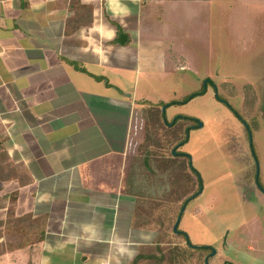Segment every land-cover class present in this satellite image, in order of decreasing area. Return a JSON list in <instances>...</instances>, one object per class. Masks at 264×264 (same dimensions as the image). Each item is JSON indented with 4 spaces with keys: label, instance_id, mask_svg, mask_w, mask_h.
<instances>
[{
    "label": "crops",
    "instance_id": "1",
    "mask_svg": "<svg viewBox=\"0 0 264 264\" xmlns=\"http://www.w3.org/2000/svg\"><path fill=\"white\" fill-rule=\"evenodd\" d=\"M221 2L0 0V243L21 235L4 232L9 214L12 225L31 214L45 226L0 264L163 256L148 246L167 240L178 210L169 195L185 157L173 148L197 128L182 104L166 105L190 95L184 81L197 72L180 39L195 36L184 24L197 4ZM247 84L258 110L252 83H233L235 97L244 107Z\"/></svg>",
    "mask_w": 264,
    "mask_h": 264
},
{
    "label": "rangeland",
    "instance_id": "2",
    "mask_svg": "<svg viewBox=\"0 0 264 264\" xmlns=\"http://www.w3.org/2000/svg\"><path fill=\"white\" fill-rule=\"evenodd\" d=\"M221 1L194 7L184 29L189 25L195 36L186 42L188 32L183 31L185 38L179 45L189 48L190 63L197 71L192 81H184L189 83L188 92L207 90L177 107L196 118L197 128L190 137L187 133L182 150L189 154L190 164L203 181L201 194L182 206L179 227L193 246H210L212 250L190 247L182 235L172 231L178 215L174 211L167 240L148 246V251L158 250L157 255L164 258L147 259L142 264H264V191L257 180L260 173L264 185V0ZM164 22L160 28L166 30L168 18ZM247 82L253 84L260 99L258 110L252 113L258 115L257 131L255 116L249 115L241 98L225 90L226 85ZM218 93L243 108L238 111L247 120H240L218 99ZM177 178L175 175L174 180ZM13 240L6 236L4 249L27 244L23 235Z\"/></svg>",
    "mask_w": 264,
    "mask_h": 264
},
{
    "label": "trees",
    "instance_id": "3",
    "mask_svg": "<svg viewBox=\"0 0 264 264\" xmlns=\"http://www.w3.org/2000/svg\"><path fill=\"white\" fill-rule=\"evenodd\" d=\"M94 78H96L97 80H103L104 77L103 76H97L94 75ZM217 88V87H216ZM226 92L230 93L231 95H236L237 94V89L235 88V86L232 84V86H228L226 85ZM206 89L202 88L190 95H188L186 98H184L183 100H175L172 101L166 105H171V104H183V103H187L189 102L191 99L202 95L204 93H206ZM244 95H245V108L246 110H249V115H254L252 114L254 111V107H255V103L257 101V97L255 94V91L253 90L252 86L247 84L244 86ZM217 97L220 101L224 102L231 110L232 112L239 117L240 120L245 121L247 119H245V117L238 111L239 109L234 106L230 100L227 97H224L222 95H220L219 93L217 94ZM255 116V120H253V127H255L254 131H257L260 128V124L259 121L256 120V118L258 119V115H254ZM179 117H184V116H179ZM177 117V118H179ZM188 120L193 121L194 123L197 122L196 118L194 117H189V116H185ZM191 126H188L186 129V133H189ZM247 128L249 130L250 133H253V130L251 129L250 126L247 125ZM187 135V134H186ZM188 137H184L183 139H181L180 141H178L176 143V145L174 146V151L176 152L177 155H180L181 157H185V158H181V160L177 159L176 162L174 163L173 166V179L171 182V190H170V199L175 200L177 199L178 203H179V207H178V215L176 216V219L174 221V223H176L177 218L180 214L181 208L185 203H188L190 200H192L194 197H196L197 195H199V193L201 192L200 190H202V177L200 175V172L192 166V164H190L189 160H190V156L188 153L186 152H179L178 147L180 145H183L186 141H187ZM252 147L254 146V141L251 142ZM253 153L255 154L254 149ZM172 155H174V153L171 151ZM183 161H187V164L184 165ZM176 172V174H174ZM194 174V175H192ZM177 175V179L174 180V176ZM260 173L258 175V182L260 183V187L261 189L264 191V185L260 182ZM28 181V180H27ZM23 183H25V181H22ZM45 219V218H44ZM12 220V215L9 214L8 216V221L7 224L5 225L4 228V232L6 231L7 233H11L13 231V229L17 230L21 235L25 236L27 233L31 232L34 234V239L35 241H40L43 239L44 235L42 234V231L45 230V226L44 224H41V221H39L38 219H33L31 214H27L23 217L14 219V224L12 225L11 223ZM2 223V222H0ZM180 226V224H179ZM178 226L177 231L174 230L173 228V232L177 233L178 235H182L187 241L188 244L190 245V247H194V248H199V249H211L212 247L210 246H193V244H191L187 233L182 230L180 227ZM3 233L0 232V236ZM4 245L2 243H0V255L4 252ZM144 257V255H139L132 264H137V262L142 259ZM152 258V256H150V259ZM164 258V256L155 259V260H162ZM154 259V258H152Z\"/></svg>",
    "mask_w": 264,
    "mask_h": 264
},
{
    "label": "water",
    "instance_id": "4",
    "mask_svg": "<svg viewBox=\"0 0 264 264\" xmlns=\"http://www.w3.org/2000/svg\"><path fill=\"white\" fill-rule=\"evenodd\" d=\"M200 125H202V124L200 123ZM183 210H184V208L181 209L180 214H179V216H178V218H177V221H176V223H175V225H174V227H173L175 231H177V228H178V226H179V224H180L181 216H182V212H183ZM214 252H215V250H214Z\"/></svg>",
    "mask_w": 264,
    "mask_h": 264
},
{
    "label": "flooded vegetation",
    "instance_id": "5",
    "mask_svg": "<svg viewBox=\"0 0 264 264\" xmlns=\"http://www.w3.org/2000/svg\"><path fill=\"white\" fill-rule=\"evenodd\" d=\"M231 96H235V95H231Z\"/></svg>",
    "mask_w": 264,
    "mask_h": 264
},
{
    "label": "clouds",
    "instance_id": "6",
    "mask_svg": "<svg viewBox=\"0 0 264 264\" xmlns=\"http://www.w3.org/2000/svg\"><path fill=\"white\" fill-rule=\"evenodd\" d=\"M113 35H114V32H113Z\"/></svg>",
    "mask_w": 264,
    "mask_h": 264
}]
</instances>
